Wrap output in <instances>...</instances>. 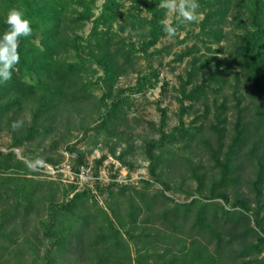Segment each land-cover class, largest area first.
Returning <instances> with one entry per match:
<instances>
[{"label":"trees","instance_id":"obj_1","mask_svg":"<svg viewBox=\"0 0 264 264\" xmlns=\"http://www.w3.org/2000/svg\"><path fill=\"white\" fill-rule=\"evenodd\" d=\"M130 1V6L122 9L120 0H0V35L8 27L6 14L13 7L24 10L33 30L31 36L20 39V61L12 78L0 82V138L10 139L5 150L0 149V260L23 254L22 245H27L30 235L45 242L43 253L39 248L29 250V264H73L57 261V254H80L85 260L84 252L92 248L90 252L99 264L132 263L122 228L136 242H148L143 232L133 235L125 227L115 198L109 201L113 217L103 211L105 223L98 225L89 240L83 239L90 227L88 219L93 221L96 216L91 211L87 214V191H75V185L54 187V181L30 175L28 166L37 157L53 164L60 162L63 158L58 149L64 144L75 153L73 168L77 170L86 162L87 153L77 142L69 143L72 114L84 107L81 104H90L98 122L94 126L80 123L76 129L84 135L88 129L115 133L127 122V91L141 92L158 79L160 69L152 68L151 57L161 50L150 48L166 36L160 21L166 19L167 12L159 7L161 0ZM198 3L202 16L193 23L198 31L186 30L184 22L172 20L178 30H186L180 42L189 36L196 40L176 59L183 60L197 51L199 41L209 50L211 44H217V50L225 55H209L205 60L193 55L188 78L180 86L179 123L168 129L166 109L158 104V135L146 140L145 152L152 181H160L168 190L170 183L161 179L165 165L173 169L178 165L179 170L187 166L188 180L196 183L199 196L176 201L159 190L166 205L153 216L160 227L155 239H150L154 252L136 246L134 260L136 264H264L263 258L242 259L261 252L264 239L260 234L257 244H244L233 261L217 262L209 251L214 242L219 254L224 248L232 251L238 226L251 223L250 216L254 226L264 231V0ZM88 21V34L79 33ZM130 34H136L140 42L130 40ZM141 57L148 59L150 73L140 74L137 83L127 88L117 87L119 77ZM225 87L231 88L233 101L229 102L226 94L220 102L212 98L215 111L209 119L210 91L220 94ZM196 104L204 109L187 124L184 115L191 114ZM17 120H22L23 126L14 130L12 124ZM177 146L185 150L193 147L200 156L196 160L182 157L175 150ZM15 148L22 149L21 156ZM245 180L248 193L236 189L231 204L229 189ZM143 181L147 186L152 184ZM217 198L224 203L208 201ZM133 202L128 216L136 224L142 207ZM226 228L232 232L229 241L223 237ZM249 232L257 234L255 228L247 226L238 237ZM183 234L186 238L179 254L171 252L167 257L172 246L181 243Z\"/></svg>","mask_w":264,"mask_h":264},{"label":"rangeland","instance_id":"obj_2","mask_svg":"<svg viewBox=\"0 0 264 264\" xmlns=\"http://www.w3.org/2000/svg\"><path fill=\"white\" fill-rule=\"evenodd\" d=\"M120 1L123 3L122 9H126L131 4L130 0ZM100 4L101 2L99 1L95 8L96 14L99 12ZM201 16L202 15L200 14V19ZM174 18H176L175 14L167 12L166 19L172 21ZM184 24L186 26V30L194 28L195 31H198L197 25L188 22H184ZM90 27L91 22L88 21L84 26L79 28L78 31L83 35H87L90 31ZM186 30H178L177 35L172 39L164 36L159 40L156 46L150 48V50H161L159 52H155V54L151 57L152 68L158 67L160 69L159 77L157 80H152V84L141 92L131 94L127 91V94L130 95V107L127 113V122L125 125L118 127L117 132L110 133L106 132V130L96 132L95 130L88 129L84 135V132L81 129H76L79 127L80 123L85 126H94L98 122L97 113L91 110L90 104L89 106L81 104L84 107L78 112L75 111L72 114V131L69 136V143L77 142L78 147L86 151V162L82 164L91 166V178H87L86 181L79 184L73 180L67 171H56V167H62L64 164H69L73 167L75 162V153H70L66 150L64 144L58 149V154H61L63 158L60 162L53 164L44 161L42 167L31 168L32 172H30V175L39 179L54 181L52 184L54 187L58 184L61 188L68 189L71 185H75V191H87V195L85 196L87 214L91 211L96 216L93 221L88 219L90 227L86 230L83 239L89 240L88 236L92 235L93 231L96 234L95 229L98 228V225L105 223L106 220L103 211L113 217L110 209V205H112L109 203L110 199L115 198L116 202L118 201L121 205L120 215L125 221V227L129 231H132L133 235H138L143 232V236L148 240L146 244H144L141 240L136 242V239L128 235L126 233L127 230L122 228V234L129 242L132 256V263L125 261V264H136L134 260L136 246L145 247L150 253L154 252V249H152L154 243L150 242V239H155V236L158 235L159 231L157 228L160 227L153 222V216L155 212L161 210L162 207L166 205L161 202L163 198L160 195L159 190H164L166 194L173 196L176 201H189L193 197L199 196V190H197L196 183L188 180L190 170L187 169V166H183L182 170H179V166L177 165L175 168L178 169L177 171L173 169L172 166L167 167V165H165L161 179L170 183V188L168 190H165L160 181H152V177L149 172V160L145 152L146 140L150 137H157L158 135L156 127L161 119V112L157 108L158 104L166 109L168 116V129L179 123L178 115L180 113V102L178 98L181 96L180 86L181 82L188 78L187 71L191 68L190 59H192L193 55L201 56L202 60H205L209 55H217L219 57H223V55H225V52L217 50V44H211L212 49L209 50L205 47L203 42L199 41L197 45L199 49L197 51H193L191 54L184 56L183 60H177V54L184 48L192 46L196 41L194 37L189 36L184 42H180L181 39L186 37ZM125 34L127 33L124 32L123 35L125 36ZM129 36H131L129 39L135 40L136 44H138V41L140 42L136 34H130ZM222 43H224V41ZM152 68L149 66L148 59L141 57L134 62L132 68L128 67L126 69L127 73L125 72L119 77L116 86L124 89L128 86L134 85L137 83L139 76L149 74ZM93 79L95 78L93 77ZM96 93L98 94L97 91ZM223 94H226L229 102L233 101L230 87H225L224 91L220 94L210 91L211 98L209 99V119H212L215 111L212 98L217 97L220 102L223 99ZM185 103H189V101L186 100ZM203 109V105L196 104L195 108L191 111V114L184 115L186 123L188 124L190 119L195 117V115L201 114ZM231 113L232 111L229 112V120L231 119ZM200 121H202V118L198 120V122ZM205 135L208 136V132ZM8 143H10L8 136L1 137L0 149L5 150ZM175 150L177 154L182 157L192 156L193 159L196 160L200 156L198 151L193 147L185 150L177 146ZM15 151L19 156L22 155L21 148H15ZM51 167H54V170ZM143 180L152 181V184L147 186ZM247 184L248 183L245 180L243 183L239 185L237 184L229 189L231 193V204L233 202L232 194L236 189L238 191L248 193ZM111 189H115V191L112 192ZM203 193L206 194V191L203 190ZM249 194L250 197H253V193L251 194V192H249ZM60 195L61 194H58V196ZM133 200V204L138 203L142 207V210L137 217L136 224L131 223L128 216L129 207H131V201ZM208 201H218L220 203H224L219 198L213 200L210 199ZM230 203L225 205L229 207L231 205ZM167 204L171 206L172 202H168ZM250 220L251 223L248 225L244 222V224L238 226V232H236V236L232 244V251L224 248L219 254L216 250L217 248L215 242L213 244L210 243V254L214 255L217 262H219V260L220 262L233 261L232 258L237 257L239 251L244 248V244L249 242L257 244L259 234L264 239V235H262L264 234V231L260 232L261 230L254 226L255 223L252 216H250ZM142 226L145 228L142 229ZM247 226L255 228L257 234L255 232H249V234H246L243 238L238 237V234L241 233L242 230L247 231ZM231 233L232 232L226 228L223 233L225 241H229V239H231ZM28 238L27 245H25V243L22 245V247L25 248L23 254L18 253L10 260H6L4 258L3 260H0V264H29L32 259V251H29L30 249L39 248V251L43 253L45 241L42 239L38 241L35 235H30ZM185 238V234H183L180 239L181 243L173 245L172 249L168 252L169 254L167 257L172 255L171 252H173V254H179L178 251L182 247ZM186 243L188 244V242ZM260 247L262 249L261 252H253L252 254L244 256L242 259L249 260L251 258L256 259L257 257L264 259V242ZM90 251H94V248L84 252L86 257L85 260L80 254L78 256L71 253L68 254L69 258L67 254H57V257L59 258L57 261L68 260V262L73 264H99ZM8 256L6 255V257Z\"/></svg>","mask_w":264,"mask_h":264},{"label":"clouds","instance_id":"obj_3","mask_svg":"<svg viewBox=\"0 0 264 264\" xmlns=\"http://www.w3.org/2000/svg\"><path fill=\"white\" fill-rule=\"evenodd\" d=\"M160 8L175 14L178 22L194 23L200 19L198 0H161ZM7 29L0 35V82H7L12 78L13 72L20 61V39L32 35L30 20L25 18L24 10L13 7L6 14ZM167 38L172 39L177 35L178 28L172 21L163 19L160 21ZM23 126L22 120L14 121L12 128L15 130ZM44 161L37 157L30 161V168L42 167ZM264 235V234H262Z\"/></svg>","mask_w":264,"mask_h":264},{"label":"built area","instance_id":"obj_4","mask_svg":"<svg viewBox=\"0 0 264 264\" xmlns=\"http://www.w3.org/2000/svg\"><path fill=\"white\" fill-rule=\"evenodd\" d=\"M51 168L54 170V167ZM56 171H67L71 175L73 180H75L79 184H82L83 181H86L87 178L92 177L91 166L85 164H81L77 170H74V168L71 167L69 164H64L62 165V167H56Z\"/></svg>","mask_w":264,"mask_h":264}]
</instances>
